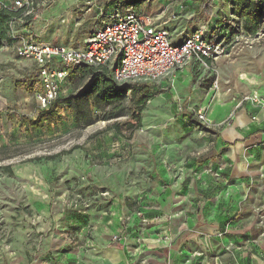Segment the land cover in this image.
<instances>
[{"label": "rangeland", "instance_id": "obj_1", "mask_svg": "<svg viewBox=\"0 0 264 264\" xmlns=\"http://www.w3.org/2000/svg\"><path fill=\"white\" fill-rule=\"evenodd\" d=\"M164 1L169 5L164 7ZM164 1L140 0L139 7L158 22L165 21L170 32H180L173 34V39H181L206 23L196 13V7H188L179 17L173 16L175 6L184 0ZM11 2L7 0L8 4ZM33 2L36 9L44 6L46 10L39 13L33 8H20L14 27L24 25L42 41L80 46L103 20L96 8L104 4L103 0ZM92 4L97 6L90 8ZM210 19L217 26L223 25L220 12ZM237 26V36L221 38L228 49L224 56L194 62L189 74L181 76L172 71L157 83L164 93L147 95L143 89H128L123 102L125 115L94 120L110 110L112 104L93 107V121L84 124L59 107L64 117L50 130L25 127L21 120L23 114L35 116L36 101L26 88L15 85V80L35 65L21 62L12 47L0 48V264H90L85 253L98 250L97 222L109 216V209L127 214L138 203L161 205L168 198L172 206L176 194L180 196L176 200L181 202L180 206L162 213H178L172 217H178L179 227L184 228L180 232L188 228L193 232L206 230L195 225V221L204 224L213 213L210 207L206 211L205 206L214 205L216 199L207 203V199L213 198L209 188H201L202 177L211 176L218 167L227 174V161L222 155L227 147L217 132L220 123L212 120L207 125L195 111L200 105L207 112L216 102L236 103L241 95H260L264 91V25L257 28L254 36L246 34L255 27L245 19ZM209 33L213 34V29ZM89 79L75 73L67 79L63 93L82 89ZM212 80H217L218 88L211 86ZM200 90H204V96ZM235 90L242 94L236 97ZM136 107L140 108L141 118L137 127L130 115ZM128 121L133 126L129 127ZM114 122L119 123V132L109 128ZM49 155L56 156L47 159ZM6 166L11 173L5 170ZM208 169L211 174L206 173ZM227 177L225 189L218 195L224 191L231 199L240 197L228 208L230 217L249 225L250 235L254 236L250 244L257 242L264 251V187L257 186L258 182L264 183V176L258 174L250 181L231 179L228 174ZM232 185L243 186V190L237 188L230 195L228 189ZM101 189L109 190L110 196H102ZM195 194L198 200L194 204ZM140 226L134 230H143ZM142 237L156 235L152 232ZM247 243L242 251L249 252L246 262L254 264L253 259L259 256L255 252L250 254L253 250Z\"/></svg>", "mask_w": 264, "mask_h": 264}, {"label": "built area", "instance_id": "obj_2", "mask_svg": "<svg viewBox=\"0 0 264 264\" xmlns=\"http://www.w3.org/2000/svg\"><path fill=\"white\" fill-rule=\"evenodd\" d=\"M191 1L184 0L177 6L183 9L185 4ZM33 6V0H13L11 8L29 7L31 10ZM103 16L102 23L80 46L37 40L32 36L22 37L12 46L17 57L31 60L37 68L38 88L33 97L39 108H47L63 91L66 77L74 66L108 67L112 79L119 84L141 80L158 82L172 71L181 70L193 61L215 60L228 51L221 35L218 32L210 34L206 24L177 40L173 39V34L166 27L157 22L154 15L142 12L136 5L118 3L109 7ZM211 86L218 88L217 80H213ZM239 98L240 103L249 101L264 115L263 96L250 92ZM195 112L203 123H211L204 108L198 107ZM255 119L256 116H251V120ZM210 172L209 169L206 170V173ZM220 172L221 168L218 167L212 174L220 177ZM261 175H264V171ZM222 178L227 181L225 176ZM101 195L110 196V192L106 190L101 192ZM179 202L177 201V204L181 203ZM135 214L144 226L160 224L159 227L155 225V238L140 236L137 238L138 244L145 243L146 240L173 243L175 233L170 230L167 222L178 213L167 215L158 211L155 215L147 217L143 211L137 210ZM130 219L128 214L119 215L121 222L126 223ZM126 238L120 230L111 236V241ZM131 249L128 248L129 251ZM135 254L136 252H132L130 258ZM138 264H148L147 258L139 259Z\"/></svg>", "mask_w": 264, "mask_h": 264}, {"label": "crops", "instance_id": "obj_3", "mask_svg": "<svg viewBox=\"0 0 264 264\" xmlns=\"http://www.w3.org/2000/svg\"><path fill=\"white\" fill-rule=\"evenodd\" d=\"M164 2V7L169 5L166 1ZM96 6L97 5L92 4L90 8ZM176 10L175 6L173 13H175ZM158 23L166 27L165 21H163V23ZM178 33L180 32L172 34L178 35ZM21 62L29 64L32 61L22 59ZM194 62L196 61H193L191 65H186L181 70H176L175 74L178 73L181 76L189 74L196 65ZM29 70L27 69V71ZM166 82L167 81H165V83ZM159 87H161V85H159ZM200 91L202 96H204V90ZM164 92L165 90L161 93ZM240 93L242 94L239 90H235L234 92L236 97H238ZM260 95L264 97V91L260 92ZM203 104L206 106L207 102L204 101ZM202 106L200 105V107ZM202 108H204L206 112V108ZM206 114L211 122L214 120L220 123L217 132L219 133L223 145L227 147V152L222 155L227 161L225 169H227L226 172L229 177L231 179L244 178L246 181H250L253 176L261 174V172L264 171L263 113L252 106L249 101L240 103L238 100L236 103H232L231 100H227L216 102V106L210 108ZM253 115L256 116L255 120H251V116ZM257 186L264 187V183L258 182ZM237 188L243 190V186L240 185L230 186L228 189L229 192H231L230 195H232ZM224 189L225 188H223V190ZM215 192L217 191L210 190L208 193L213 199H207V203L210 202V204L216 199L214 205L212 204L210 206L211 213L212 211L213 213L206 218L204 224L195 221V225L205 228L206 230L193 232L188 230V228L185 229L186 231L180 232V230L184 228L179 227L180 221L178 217H172L171 220L167 222L170 230L175 233L172 244L147 240L146 243L138 244L134 241V238H127L125 240H119L118 242L111 241V236L121 230L120 224L118 221H113L111 219L105 221L103 218V221L97 222L98 230L95 229L98 235L95 239L96 247H99L98 250L95 248L93 250L94 252L90 251L85 253L89 263L138 264L139 259L147 258L148 264H249L250 261L246 262L248 261L249 252L245 253L242 251L244 247H248L247 242H249L251 246V251L253 250V252L250 253L251 255H255V249H259L260 251L263 250L261 245L257 242L250 244L251 237L254 236L250 235V231L248 230L249 225L246 226L243 220L230 217L231 212L228 208L236 202H239L240 197H232L231 199V196L224 195V191L221 193V196L218 195V192ZM204 193L207 192H203L202 194ZM194 196H196L193 199V203L195 204L198 199L196 194ZM178 197L180 196L177 194L173 196L171 202L172 206H170V199L168 198L161 205L146 204V209L156 210L161 213L164 211L167 212L171 208L175 209L180 206L176 201ZM262 204H264V194L262 196ZM161 209L163 210L161 211ZM147 230L148 233H152L157 230V227L153 225L148 227ZM136 246L138 249H135ZM127 247L132 249L129 251ZM132 252H136V254L132 256L131 259ZM259 257L255 256V259H253L254 264H264L262 261L264 256Z\"/></svg>", "mask_w": 264, "mask_h": 264}, {"label": "trees", "instance_id": "obj_4", "mask_svg": "<svg viewBox=\"0 0 264 264\" xmlns=\"http://www.w3.org/2000/svg\"><path fill=\"white\" fill-rule=\"evenodd\" d=\"M13 1V0H12ZM104 4L98 7L99 14L103 17L104 20V13L106 10L118 3L121 5H136L139 7L140 0H103ZM164 1V0H163ZM218 1L221 4L225 5V9L218 4ZM165 3V2H164ZM12 2L10 4L7 3V0H0V48L4 45L12 47L20 38L22 37H29L32 36L33 38L40 40L37 38L34 33L24 28L25 26L22 25L21 28L14 27V23L17 20V13L20 8H11ZM188 7H196V13L201 14L205 19V24L207 27L214 32H218L220 37H227L233 38L237 36L240 32L237 26V23L245 19L248 24L253 25L255 30L253 31H245L248 36H254L259 29H261V25H264V0H192L189 3L185 4L183 9H179L176 5V11L174 15L180 16L181 12ZM39 9V10H38ZM229 9V10H228ZM33 10L35 12H44L46 9L45 7L35 8L33 6ZM142 10V9H141ZM102 11V13H100ZM180 11V12H179ZM142 12H145L144 9ZM221 13L223 19V25L217 26L212 19L214 13ZM233 16V17H232ZM220 18V17H219ZM102 20V21H103ZM100 22V24L102 23ZM99 24V25H100ZM166 28L169 30L170 27ZM197 28V27H196ZM195 28V29H196ZM259 28V29H257ZM171 29V28H170ZM250 29V28H249ZM264 29V26H263ZM194 30V29H193ZM192 30V31H193ZM170 31V30H169ZM179 40V39H177ZM99 68H105L100 69ZM107 67H94L89 65H78L74 66L70 69L64 84L66 83L69 77H72L75 73L79 72L83 76L90 77L88 83L82 88L77 91H68L67 93H63V91L57 96V98L47 107V108H39L36 105V114L34 117H30L29 115L23 114L21 116L22 124L25 127L34 128V129H41L46 127L47 129H51L54 124L61 121L64 117V114L61 113L62 110L58 111V108L70 111L72 113V117L77 122H82L84 124L91 123L93 121L92 116V108L98 107L102 108L106 105H110L111 109L103 111V113L98 117H94V120H110L115 119L120 116L125 115V105L123 104L126 92L130 88H137L143 89L144 93L147 95L152 94L155 92L156 94L163 92L164 90L159 87L156 82L151 81H135L130 83H116L112 77L111 72L106 69ZM108 71L110 73H108ZM213 81V80H212ZM38 79H37V68L36 66L24 73L23 77L18 78L15 80V85H20L30 93H34V91L38 88ZM90 95V97H89ZM188 114V113H186ZM131 118L133 121L136 122V127L140 125V108L136 107L135 110L131 111ZM92 120V121H91ZM130 126H133L132 121L127 122ZM109 128H113L116 132H119V123L114 122L112 123ZM211 131L212 129H207ZM56 155H49L46 158L52 159ZM9 173L12 172L9 166L4 167ZM214 169V167H213ZM212 169V170H213ZM210 174V173H209ZM222 176H225L228 181L227 174L220 172V177H213L212 174L206 175L202 177L204 181L201 184V188L214 191H222L225 188L227 181H224ZM107 189H101V192L106 191ZM103 196V195H102ZM111 200V199H110ZM111 207V206H110ZM210 206L206 204L205 209L208 210ZM137 210L143 211V213L147 216H153L158 211H152L146 209V203L140 204L138 203L137 206L133 210H129L127 212L128 215L131 216V219L124 223L119 220V215L116 210L109 209V216H105V221L113 220L118 221L121 227V233L125 235L127 238H136L139 235H146L148 233V227L150 226H143L139 217L136 216L135 212ZM116 213V215H110ZM206 216V214H205ZM81 217V216H80ZM82 218V217H81ZM84 219V218H83ZM85 220V219H84ZM85 225V224H84ZM142 226V229L134 230L137 226ZM140 226V227H141ZM146 231L144 232V230ZM118 233V232H116ZM115 234V233H114ZM126 238V239H127ZM255 253L259 256H264L263 251L259 249H255ZM81 262H79L80 264Z\"/></svg>", "mask_w": 264, "mask_h": 264}]
</instances>
